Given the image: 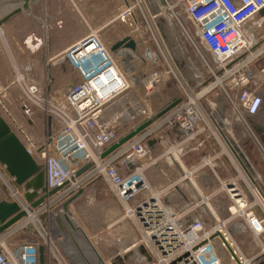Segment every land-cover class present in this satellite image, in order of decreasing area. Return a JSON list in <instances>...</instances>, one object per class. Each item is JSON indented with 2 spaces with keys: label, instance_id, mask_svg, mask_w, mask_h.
I'll use <instances>...</instances> for the list:
<instances>
[{
  "label": "built area",
  "instance_id": "obj_1",
  "mask_svg": "<svg viewBox=\"0 0 264 264\" xmlns=\"http://www.w3.org/2000/svg\"><path fill=\"white\" fill-rule=\"evenodd\" d=\"M261 9H264V0H133L124 4L116 18L128 22L140 33L135 42L137 48L144 45L140 57L148 59V62L144 59V63L149 64L147 72L135 74L132 70L129 71L132 77H129L115 61L113 52L91 31L65 50L80 81L60 95L52 111L40 99L39 85L33 81L24 82L25 77L19 75L17 79H23L22 90L26 93V99L20 102L22 112L30 116L36 106L60 123V128L48 141L39 144L30 139L26 148L44 164L47 188H61L31 209H27L28 203L22 195L14 192L15 200L27 214L0 235V264H39L40 247L43 256H52L53 264H67L43 232L37 216L57 201L66 202L98 176L106 180L112 193L125 204V214L139 229L138 243L150 256L148 260L135 253V258H131L133 264H222L216 240L228 252L233 264H258L264 253V182L238 145L237 140L241 139L234 127L237 125L246 135L243 140L254 141L255 127L260 124L255 117L264 97L250 66L264 56ZM177 31L183 34L189 49L183 48L181 61L173 56L178 68H172L162 49L168 45L173 53L172 36ZM144 33L149 38H144ZM146 40L148 45H145ZM150 41L159 54L152 51ZM118 53L127 57L133 54L130 50ZM167 56L171 59L169 53ZM161 59L166 67L162 66ZM170 77L181 89L179 103L156 123L101 157L114 141L112 127L116 121V116L109 119L102 116L104 105L139 82L148 96ZM219 98L224 106L219 118L221 124L216 119ZM167 125L183 134L181 140L187 143L186 151L197 149L204 142L203 137L214 140L219 148L216 154L202 157L194 167L186 169L184 179L192 178L195 170L207 165L212 167L211 161L221 155L235 165L236 175L218 179L212 191L198 197L188 198L183 192L179 193L177 187L183 186L179 178L151 187L142 174L150 149L147 142ZM182 142L170 145L165 154L169 157L182 155L184 148L179 147ZM191 142L194 144L188 145ZM225 150L235 154L240 164ZM87 163L90 167L76 175ZM217 194H222L218 202L225 200L216 208L223 210L218 216L210 200ZM168 195L170 199L166 201ZM230 221L240 223L261 246L253 257L244 259L233 248L231 230L226 227ZM31 223L36 235L18 244L10 242L14 234Z\"/></svg>",
  "mask_w": 264,
  "mask_h": 264
},
{
  "label": "rangeland",
  "instance_id": "obj_2",
  "mask_svg": "<svg viewBox=\"0 0 264 264\" xmlns=\"http://www.w3.org/2000/svg\"><path fill=\"white\" fill-rule=\"evenodd\" d=\"M44 1L45 0H35L31 2L29 8L13 15L8 21L0 25V87L8 85L6 97L0 98V114L25 146L28 145L30 139H32V141H37L39 144L45 143L52 137L53 133L60 128V123L57 122L55 117L50 113L49 119L45 111L36 106L30 116H26L22 112L20 102L26 99V93L25 90H22L23 79L19 81L17 79L18 76L23 75L25 77L24 82L33 81L39 85L41 88L39 93L40 99L48 104V108L51 111L54 110L52 107L59 103L60 95H62L66 89L80 81L78 73L71 64L66 52L63 53L61 64L51 68V70H46V78H43L41 81L37 79V76L32 75V73L37 74L38 72L37 52L30 54L31 67H27L28 61L27 59L25 60L22 54L23 36L28 27L31 29L36 27L41 18L43 19ZM127 1L128 4L133 2V0ZM68 3L70 4L68 9L63 12L61 19L57 20L55 24L58 27L66 24V32L71 37H74L76 33L75 36L77 39H80L91 33V31H94L109 50L111 44L124 36L128 35L135 40L139 39L140 33L136 31L134 27L129 26L128 23L122 24V21L120 23L119 19L112 22L111 26L103 27L113 16L116 15L117 17L119 13L118 8L122 3L121 0H68ZM14 4L15 3H11L10 0H0V18L13 9L11 6ZM49 15L51 14L49 13ZM258 18L255 17V19ZM59 30L63 33V37L65 36L64 34H67L64 32L63 28ZM262 31H264V27ZM147 37L148 34L146 33L144 38ZM172 37L173 53L170 52L168 45H165L162 51L167 58L168 65L172 68L173 66L178 68L173 56L181 61L183 58V48L188 51L189 46L181 32L177 31ZM148 44L149 41L146 40L145 45ZM150 47L152 51L155 50L156 53L159 52L152 42ZM142 49H144V45L137 48V54H139V56H142ZM166 49L171 59L167 56L168 53ZM113 54L115 61L119 63L129 77H132V72L129 71L135 70V67L133 63L131 65L129 62H133L132 60H134L135 54H130V57L119 53V55ZM159 56L161 58V54ZM262 57L263 56L259 57L252 63L250 66L251 70H254L253 68L257 70L264 66ZM144 59L148 62V59L145 57ZM161 62L163 63L162 66L166 67L162 59ZM146 65L149 68L148 63L143 62V64L140 65V74L147 72ZM53 75H55L56 83L58 79L57 84L62 85L61 89H55V87L51 85L52 80L50 77ZM122 94V97L118 96L110 100V102H107L102 108V116L105 119L116 116V121L112 127L115 135L114 140L126 133L136 123L140 122L141 119L158 112L174 97H180L182 93L175 79L170 77L163 81L158 90L148 96L145 95V89L140 82L135 83L133 87L127 89ZM124 110L126 112H124ZM123 113H125V115H122ZM48 121H51L53 125L51 128L47 125ZM263 134L264 131L257 132L254 141L251 139L246 141L242 139L235 140L238 141V145L242 148L254 169L261 175V180L264 182ZM210 141L213 143V147L219 151L217 144L214 143L215 141ZM257 142H259L260 145L257 144ZM165 150L166 145H161L157 151H152L150 148L148 158L144 162L145 167L142 170V174L151 187H156L162 183L174 181L176 178L181 177L176 161L179 163L185 161V165L189 166L190 164H197L202 157L212 156L211 152L210 154H208L209 152L197 154L198 150H196L194 154H191L192 152L189 151L191 153L187 152L182 155L175 154L169 157L165 154ZM188 154L192 155V157L190 156V158H187L189 156ZM228 156L231 157V154L228 153ZM173 158L176 160H173ZM211 164H213L211 168L207 165L203 169H208L211 176L212 171L210 170H214V168L218 169L221 180L235 176L237 173L234 167L235 165L233 166L225 155H221L218 159H213ZM159 169H163L164 173H168L167 175L169 176L162 175V170ZM186 181L200 185V180L197 177H189ZM186 181H184L183 184L186 183ZM218 182L219 180L215 179L214 183L210 185L215 188ZM202 185H204L202 188L201 186L199 187L203 194L211 191L209 190L211 186L208 184ZM185 187L187 188V185H184V188ZM14 192L21 196L23 188L21 185H16L12 181L11 176L0 164V200H15ZM218 195L220 197H218ZM217 199H222V194H217L210 198L212 201H210L211 207L214 209L219 208V206L221 204L223 205V202H225V200L218 202ZM216 200L217 203L215 202ZM63 204V202L57 201L43 213L38 214L37 219L41 223L43 232L46 236L50 237L58 253L67 264H99L87 254L83 255L84 257L78 255V247L82 250L81 247L83 243H87L86 245L94 247L95 252L104 264H116L117 261L122 260L123 256L129 255L133 249L140 247L138 243L140 232L136 223L125 214V204L112 193L108 183L102 176H98L93 181L85 184L81 194L67 204V210L70 216L73 217L74 222L79 226L83 233L81 235H83L86 242L80 238L81 236L79 233L71 231L68 225L63 222L61 215V211L64 210ZM222 211V208L217 210V216L220 213L222 215ZM239 221L241 220L239 219ZM209 222L210 220H207V223ZM226 227L231 230L233 248L240 253V256L244 259H249L259 252L261 246L257 245L255 238L251 236L247 230L242 228L240 223L237 225L233 221H230L226 224ZM34 235H36V233L31 223L28 225V228L14 234L10 238L11 240H9L11 243L18 244L20 241L29 239ZM262 243L264 246V241H262ZM215 245L222 264H233L228 252L220 246L218 240L215 241ZM44 264H53L52 256L48 254L45 255Z\"/></svg>",
  "mask_w": 264,
  "mask_h": 264
},
{
  "label": "water",
  "instance_id": "obj_3",
  "mask_svg": "<svg viewBox=\"0 0 264 264\" xmlns=\"http://www.w3.org/2000/svg\"><path fill=\"white\" fill-rule=\"evenodd\" d=\"M22 1L21 6H17L7 12L2 18H0V25L8 21L13 15L21 12L24 9L29 8L31 2L35 0H10L11 3H16ZM261 15L264 14V9L259 11ZM163 37L165 34L161 27H159ZM130 50L135 54L133 62H129L131 65L133 63L135 74H140L139 67L143 64L144 59L137 54V45L135 39L131 36H124L121 39H118L111 45L110 51L117 55L118 51ZM119 55V54H118ZM124 55V54H123ZM121 56V55H120ZM126 56V55H124ZM139 56V57H138ZM119 58V57H118ZM180 97H174L170 102H168L164 107H162L158 112L147 116L136 123L132 128H130L126 133L120 135L116 138L101 154V157H105L111 152L117 150L128 140L133 138L135 135L149 127L160 117H162L167 111L179 103ZM223 102L219 98L216 119L219 124H221L219 118L223 115ZM50 119V115H48ZM234 129L239 132L238 135L240 139L246 138V135L241 132V129L235 125ZM257 129V127H255ZM155 140H148V146H151ZM0 164L4 167L6 172L11 176L13 182L16 185H21L23 188L22 198L25 202L28 203L27 208H36L41 205L45 200L52 195H54L61 186L54 188H47L45 181V168L44 164L38 162L33 155L27 150L26 146L23 144L21 139L14 133L10 128L7 122L4 120L0 114ZM90 167V163L85 164L82 168L78 170L76 175L81 174L83 171ZM228 185H232L231 182H228ZM177 191L181 194L182 190L177 187ZM82 190H79L76 194L70 197L63 204L64 210H67V204L77 196L81 194ZM170 196H166L165 200L169 201ZM217 203V200L215 201ZM27 214V210L22 208L21 205L16 200H0V235L5 232L8 228L13 226ZM215 235H219L216 233ZM228 249L233 253L232 249L228 246ZM140 253L149 260L150 256L148 252L142 247L133 249L129 255L122 257L121 261H117L116 264H120L123 259L128 260L129 258H135L134 254ZM136 255V254H135ZM261 261L258 264H264V253L261 254ZM39 264H44L43 248H39Z\"/></svg>",
  "mask_w": 264,
  "mask_h": 264
},
{
  "label": "crops",
  "instance_id": "obj_4",
  "mask_svg": "<svg viewBox=\"0 0 264 264\" xmlns=\"http://www.w3.org/2000/svg\"><path fill=\"white\" fill-rule=\"evenodd\" d=\"M121 2H122L121 6L118 8V11L120 10V8H122V6L124 4H127L128 1L127 0H121ZM44 4H45V6L43 5V7H44L43 19L41 18V20L37 23L36 27H34L32 29L28 27V29L25 30L26 33L23 36V43H22V45H23L22 54L25 57V60L27 59V61H28L27 67H29V68L31 67L30 66L31 65L30 54H34L35 52H37V58H38V70L37 71L38 72H37V74L32 73V75L37 76V79L39 81L43 80V78L44 79L46 78V70H49V69L51 70V68H54V67L59 66L61 64V60L63 59V53L65 52V49H67L71 44H73V43H75L81 39V38L77 39V37L75 36L76 33H75L74 37H71L70 35H68V33L66 32V30H67L66 24H63L61 27H58L55 24V22L57 20L61 19V15L63 14V12L66 9H68V7L70 5L68 3V0H45ZM45 11H46V14H45ZM49 13L51 15H49ZM115 20L117 21L116 15L113 16L112 19L107 21L103 27L111 26L112 22H114ZM120 23H121V21H120ZM123 23L127 24L128 22L122 21V24ZM60 28H63L64 32L67 33V34H64L65 38L62 35L63 33H61V31L59 30ZM111 45L109 46V48H111ZM31 60L33 62L32 58H31ZM262 60L264 61V56L262 57ZM145 67H146V70H148L147 65ZM34 69H36V68H34ZM253 69L254 70H251V71L256 76V78L259 80V84H260V87L258 88V90L263 93V97H264V66L261 67L260 69H257V70L255 68H253ZM50 79L52 80L51 85L53 87H55V89H59V88L61 89L62 85L57 84L58 79H57V83H56L55 75L51 76ZM7 88H8V85L0 87V98L1 99L6 97V93L8 91ZM122 95L123 94H119L118 96L122 97ZM124 112H126V111L124 110ZM122 115H125V113H123ZM258 116L260 118V124L261 125L258 126L257 132L264 131V101H263V105L261 107V110H260V112L257 113L256 117H258ZM154 123H156V121ZM47 125L50 128H51V126H53L50 121H48ZM154 127H155V125L152 126V128H154ZM201 137H203V136H201ZM182 138H183V134L180 133L176 127L167 125V126H164L163 128H160V130L152 138V140H155V141L150 146V148L152 151H157L161 145H164V146L166 145V150H167V148L170 145H176L179 142H182L183 141V140H181ZM203 139H204V142L197 149L191 150L192 153L185 150L188 146H186L187 143H185L184 141H183L184 143L182 142L179 144V147L184 148V153L189 152L191 154H194V153H196L194 151L198 150L197 154H199L201 152H202L201 154H204L205 152L206 153L209 152L208 154H210V152H211L212 153L211 155L216 154L217 150L213 147L214 146L213 143H211V141L206 139L205 137H203ZM190 144H194V143L191 142L188 145H190ZM184 153H182V154H184ZM190 156L192 157V155H189L187 158H190ZM33 157L39 162V160L36 156L33 155ZM173 160H176V159L173 158ZM185 164H186L185 161H181V163L176 161V165H177L178 171H179L180 176H181L180 178L179 177L178 178L181 179V182H184V180L186 181V179H184V177H183V173H185V170L188 168L190 169L196 165V164H193V165L190 164L189 166L188 165L186 166ZM203 168L195 170L192 174V177H197L200 180V183H199L200 185L194 184L192 182L189 183L187 181H186V183L182 184L183 186L181 189H182V192L184 193L185 197H188V198H190L192 196L198 197L202 193V191L199 187V186H201V188H202V186H204L202 184H205V185L208 184L209 186H211V187H209V190L212 191L214 188L210 184H213L215 179H221V176H220L218 169L214 168V170H210V171H212V176H211L208 172V169H206V168L203 169ZM159 170H162L161 171L162 175L169 176V175H167L168 173L167 174L164 173L163 169H159ZM217 170H218V172H217ZM12 181H13V179H12ZM163 184L164 183H162L160 185H163ZM184 185H187V188L186 187L184 188ZM62 219H63V217H62ZM68 220L72 223L74 221L73 217H71L70 215L68 217ZM63 222L65 223L64 219H63ZM79 250H80V248H79ZM82 251H83V248H82V250H80V252H82ZM94 251H95V249H94ZM95 254L97 255L96 252H95ZM83 255H85V254H83ZM83 255L80 257H84ZM96 258L98 259V261L101 260L98 255ZM96 263H97V260H96ZM100 264H101V262H100ZM120 264H133V263L131 262V258H129L128 260H123Z\"/></svg>",
  "mask_w": 264,
  "mask_h": 264
},
{
  "label": "bare ground",
  "instance_id": "obj_5",
  "mask_svg": "<svg viewBox=\"0 0 264 264\" xmlns=\"http://www.w3.org/2000/svg\"><path fill=\"white\" fill-rule=\"evenodd\" d=\"M8 3H9V1H8ZM21 4H22V1H19V2H17V3H15L14 5H12L11 7L12 8H15V7H17V6H21ZM8 5V4H7ZM11 5V4H10ZM6 6V5H5ZM23 11V10H22ZM4 13H6V12H4ZM227 153H229L230 151H228V150H225ZM231 154H232V156L233 157H235V159L239 162V164H240V161H239V159L235 156V154H233L232 152H230ZM238 156V155H237ZM142 161H144V160H142ZM28 209V208H27ZM61 214H62V217H63V219H64V221H65V223L68 225V227L70 228V230L71 231H76L77 233H79V235L81 236L80 238L81 239H83L84 240V242H86V240H85V238L83 237V235H81V234H83L82 232H81V230H80V228H79V226H77L76 225V223H74V221H73V223L72 222H70L69 220H68V217H69V212H68V210H63V211H61ZM32 219L34 220V217H32ZM87 244V243H86ZM85 243H83V246L81 247V248H83V251L82 252H80V250H79V247H78V250H79V255L80 256H82L83 254H87V255H89V256H91V258H93L94 259V261L96 262V260H97V262L100 264V262H101V264H104L103 262H102V260H100V262L98 261V259L96 258L97 257V255L95 254V251H94V247H91V246H88V245H86ZM78 253V252H77ZM82 253V254H81Z\"/></svg>",
  "mask_w": 264,
  "mask_h": 264
},
{
  "label": "flooded vegetation",
  "instance_id": "obj_6",
  "mask_svg": "<svg viewBox=\"0 0 264 264\" xmlns=\"http://www.w3.org/2000/svg\"><path fill=\"white\" fill-rule=\"evenodd\" d=\"M255 119L260 121L259 116H258V117H255ZM259 125H260V124H259ZM259 125H258V126H259ZM258 126H257V128H258ZM263 139H264V134H263Z\"/></svg>",
  "mask_w": 264,
  "mask_h": 264
}]
</instances>
